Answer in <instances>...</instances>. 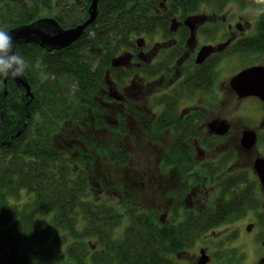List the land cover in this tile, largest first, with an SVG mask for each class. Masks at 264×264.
Instances as JSON below:
<instances>
[{"label":"trees","instance_id":"trees-1","mask_svg":"<svg viewBox=\"0 0 264 264\" xmlns=\"http://www.w3.org/2000/svg\"><path fill=\"white\" fill-rule=\"evenodd\" d=\"M203 1L222 8L233 0H100L96 20L71 45L54 50L34 42L18 46L17 53L30 64L25 75L32 85L33 97L12 78L8 79L7 93L4 86L0 87V213L5 214L0 216V222H12L11 229L17 237L13 239L10 257L0 256L1 264H35V256L38 264H53L55 258L64 256L74 264H90L86 259L89 254L95 264H184L185 259L178 253L187 247L188 239L195 241L202 228L201 220L194 216L196 212H186L189 219L180 226L185 225L187 230L177 229L186 230L188 238L183 239L178 233L172 234L176 231L172 227L163 226L154 215L145 214L137 206L122 209L95 198L90 194L87 167V160L93 155H81L83 166L80 156L69 155L67 150L72 146L67 143H75L82 131L79 127L68 132L67 126L75 122L85 124V114L91 110L97 129H105L109 79L121 82L129 73L113 65L115 56L134 42V34L168 27L172 16L168 17L180 13L179 9L184 16L205 14L200 10ZM237 1L242 6L249 5L251 0ZM79 2L78 9H74L72 0H1L0 26L8 29L45 15L57 18L65 27L77 25L88 18L91 0ZM252 2L264 4L259 0ZM163 7L167 10L159 14L157 9ZM256 24L255 34L240 41L244 45L238 52L264 51V14ZM101 94L105 100L100 98ZM113 127L125 131L120 121ZM18 131L19 135L9 143ZM74 131L76 136H72ZM84 139L87 144L92 143L88 136ZM59 141L65 142L62 149L54 146ZM113 142L100 144L101 150L123 160L127 151L124 148L117 152L112 148ZM24 187L27 200L20 206L11 204L9 196L17 195ZM45 213L53 214L45 233L52 231L54 225L62 232L35 243L44 231L39 221ZM130 215L134 217L126 228L127 242L119 244L118 249L101 247L109 241L113 228ZM231 217L229 210L225 218ZM87 238L99 243L91 242L89 246ZM59 239L64 243L61 248L55 243Z\"/></svg>","mask_w":264,"mask_h":264},{"label":"rangeland","instance_id":"rangeland-1","mask_svg":"<svg viewBox=\"0 0 264 264\" xmlns=\"http://www.w3.org/2000/svg\"><path fill=\"white\" fill-rule=\"evenodd\" d=\"M72 1L74 9H78V5L80 4L79 0ZM239 2L240 1L237 2V0H233L231 2L229 1L228 3H226L227 5L225 4L222 8L220 7V5L216 7V5H214L213 3L208 4L207 1H203V3H200V10L205 13L203 15L206 19H204V21H201L198 26H203L206 23V26L203 27L202 30V32L206 34V36L202 33L201 37L196 36V53L198 49L203 46L202 44L204 43V41H207V38L208 40H214V34L215 32H218V25L221 24V27L223 28V34H225L224 29L226 30L227 23L231 22V20L233 21V23H237V20L240 19L239 16H242V19H251V22H253L254 25L255 22L257 23V21L260 20L262 14H264V4L253 3L251 0L249 5L243 3V5L241 6ZM216 9H220L219 20L214 19L216 15L214 16L213 14L215 13ZM12 12L13 9H10L11 14ZM178 12L180 13L171 14L168 19L171 18V16L176 15L179 16L180 19L184 22V18L186 16H184L183 10L179 9ZM232 29L235 32L234 34H238L241 32L235 27ZM156 32V30L147 32V38L159 39L161 35H155ZM138 36L139 33L134 34V42H136ZM223 38H225V36ZM152 44L154 45V40ZM243 45V43L237 42L233 47H224V60L222 63L220 62L218 71V76L220 78L219 87L224 83H228L229 78L232 76V74L238 72V70L241 68V65L243 66L245 64H250L262 59L261 56L258 57V55L256 53H253V51L250 49L246 50V52H242L243 50L238 52V50H240ZM127 49H131V47L128 46L126 48H123L118 54ZM178 50L179 47H177L173 51L171 49H168L166 53L167 57L170 53L171 57L174 54L179 55L180 52ZM150 51L151 50H149L148 52ZM167 57L165 58V61ZM161 58L162 56H157L156 54L154 57H152L151 63L148 62V64H144V69L140 72L141 76H146L144 78L143 84L142 81H139V84L130 83L126 86V92L130 94H126L128 98L125 103L120 102V99H114L113 102H110L112 105L109 106L108 109H106L104 112L106 119L105 129L104 127L102 128L103 130L97 129L98 127L96 126V119L91 110H89L85 114V124H82L81 126L80 122L69 124L67 126L68 132L81 127L82 133L81 137H79L77 140H74L75 143H73L72 141H69L67 143L68 145L72 146L67 150V152L69 153V155L76 154L78 157L80 156L82 166L84 164L81 155H93L92 158H90L89 155V158L91 160H87V167L89 170V182L91 184L89 188L90 194L95 198L111 202L113 205L119 206L122 209H127V207L129 206H137L141 209V211H144L145 214L147 212L148 215H154L155 219L158 222H162L163 226L166 225L176 230L172 233L175 234V236H177L178 233V235H180L183 239H187L188 237L186 236V226H180V224L182 223V221H184V219H186L185 205H190L189 194L196 190L192 195V197H194L192 203L198 198H201L203 194L201 190L196 188L199 183L203 182V180L201 179L202 171H200V168L204 167L203 162L205 154L206 156L215 157L214 153L225 151V149H227L226 146H230L232 141L229 140L230 138L225 137L224 140H221V143L220 140H218V145L215 141L214 142L216 144L211 141L207 142L210 143V145L212 144L213 147L205 144V142L203 141L200 142L199 145L195 143V145H197L195 146L193 140L195 138H191L192 142L188 141L174 143L171 140H160L158 142H155L153 141V139H150V134H138L139 132L135 127V125L137 124H135V121L137 119L134 115L129 117L130 115L126 116V114L124 113L123 116H119V114H122V111L125 109L130 111H136L139 108L141 109L145 103H148L149 94L157 92V87H162L161 80H158L162 77L163 74V71L159 70L161 68L160 66L163 65L161 62H159V59ZM116 67L118 66L116 65ZM128 70H130L131 72L133 71V69ZM153 73H155L156 75L153 76ZM165 75L169 77L168 79L175 78V80H178L177 74L174 75L170 73V75ZM132 77L135 78V76L133 75ZM180 86H184V96L186 98V101L189 104H192L190 106V109H193L192 112H195L194 108L201 107V117H203L202 119H205L206 122L211 121L213 118H226L229 122H232L235 135L240 132L241 127L245 122L252 120L251 115L256 112L252 109V107H260V103L258 101H253V99L251 98L244 101H239L237 100V95L227 93L228 91L221 90L220 88L218 94L213 92L202 94L200 92L194 91L193 87L196 85H189V83L187 82L184 84L183 81H177L175 84V88L178 90L181 88ZM172 88L174 87L172 86ZM203 89L206 90L205 88ZM143 93H146V95ZM102 96L103 94L100 95V98L102 100H105ZM155 97L156 96L154 95V100ZM157 98L158 100L163 99V93L159 97L157 96ZM116 119L120 121L123 128H125V131H123L122 128H120L121 130H115L116 128L113 127V125L115 124L116 121L114 120ZM126 119L129 120V123L131 121L132 127L129 126ZM148 120L149 118H147L146 121ZM142 130L143 132H147L148 128L144 127L143 125ZM17 135H15L14 137H16ZM76 135L77 133L74 131V133H72V136ZM87 136L90 138V140L88 141L92 143H86V139H84V137L87 138ZM203 137H205V135ZM11 138L8 140L9 143H11V141L13 140ZM116 141L118 143H115ZM111 142L114 143L112 144V148H114L117 152L120 150H124L125 148V150L127 151V156L124 155V157H126H123V160L120 159L118 155L111 156L108 151L105 152L101 150L100 144L104 145V143ZM64 145V141H59L54 144L55 147L61 149L64 147ZM198 146L202 150H204L202 154H200L201 152H199L200 148H197ZM202 146L206 147L209 151H205ZM250 158L251 155H248L245 159L249 160ZM213 176L214 175H211L210 177L212 178ZM178 181H181V183L179 184ZM214 186L215 185H212L211 183L208 184V190L210 189V191H208L209 199L211 200L215 195H219V191L217 189L215 193H211V189ZM27 197L28 192L24 187L20 192L17 193V195L9 196V201L11 204H17L18 206H20L27 200ZM178 202L181 203L178 204ZM197 204L198 203H196L195 201L194 205L196 206ZM131 210H133L132 213L135 212L134 209L131 208ZM144 213H142V215ZM252 214V212H248L243 217H241L238 222H223L219 224L220 221L215 222L214 218L210 216H208L204 220H201L200 222L202 223V228L197 232L195 241H191L190 239H188L187 243L185 241L187 247H183V249H180V257L184 258L186 256V259L182 260V262L184 264H195L198 261V258L199 261L201 260V249L206 248L209 253H215V257L223 256V258L225 259L224 262L226 264H230L232 261L229 260H232L235 257H239L237 259L240 260V263L249 264L251 260L249 255L247 254L250 252V248H248L249 245L247 243L245 244L241 242V246L239 244L240 238L236 237L238 236V234H236L235 236L238 239H234L235 237L228 232L233 230L237 226V224L240 225L244 221L247 222V220L253 221L255 219V216H253ZM4 215L5 214L0 213L1 218ZM133 217L130 215L123 222L120 221V223L115 226L116 228L114 227L111 231L109 241L106 242V244H103V246L101 247H105V249L112 247L113 249H118L119 244L121 246L124 245L127 242V240L125 239V237H127L126 228L131 224L130 220ZM51 221H53V214L51 215L45 213L44 215H41L39 226L44 231L41 232V238L36 237L37 240L35 243L47 241L46 239L49 236L55 235L58 232H62V230H58L54 225L52 227V231L50 230L49 233H45L46 230L48 232V228L46 229V227L50 226L49 224ZM11 227L12 222H0V246H2V248L0 249L1 257H10L11 248L14 245L12 244L13 239L17 238L16 235H14V230H12ZM180 227L185 228L186 230L180 229V231H178L177 229ZM228 229L229 231L227 233H224ZM86 241L89 246L91 242L97 243L95 239L90 238H87ZM55 243H57L60 248L61 246H64L63 241H61L60 239L56 240ZM28 247L30 246L28 245ZM99 247L100 246L97 245V248ZM20 248L22 249V247ZM185 249H188V252H186ZM238 252L239 255H237ZM26 256L29 257L30 255L26 254ZM66 256L69 255L66 253ZM109 256L111 257V259H113L114 257L112 253H110ZM62 258L63 259L55 258L53 260V264H74V262L67 261L65 256ZM119 258L121 262L124 261V259H121L120 255ZM86 259L87 262L90 261V264H95L91 261L92 254H89ZM247 260L249 262H247ZM32 261H34L32 263L38 264V256H35ZM3 262L5 263V260ZM9 264L17 263L10 261Z\"/></svg>","mask_w":264,"mask_h":264},{"label":"flooded vegetation","instance_id":"flooded-vegetation-1","mask_svg":"<svg viewBox=\"0 0 264 264\" xmlns=\"http://www.w3.org/2000/svg\"><path fill=\"white\" fill-rule=\"evenodd\" d=\"M166 10V7L157 9L159 14ZM219 11L220 9H216L213 14L214 16L216 15L214 18L215 20H219L220 18ZM204 17L203 14H187L183 22L179 16L174 15L171 18L168 29L167 27L162 28V26L157 27L158 29H156L157 32L155 35H161L159 39H148L147 32H141L136 42L130 45L131 49L124 50L121 52L122 54L120 53L115 56V58L122 57L121 60H116L119 68L127 70L133 69V71L131 72L129 70V73L124 76L121 82L109 79V89L107 92L110 97L106 105L108 107L111 106L112 104L110 102H113L114 99H120V102L125 103L128 98L126 94H130L126 92V86L130 83L139 84V81H142L143 84L146 76H141L140 72L144 69V64H148V62L151 63L152 57L156 54L157 56H162L159 62L163 65L160 66L161 68L159 70L163 71V74L162 77L158 79L161 80L162 87H157V92L149 94L148 103H145L141 109L139 108L136 111L125 109L119 116H123L124 113L126 116L130 115L129 117L134 115L137 119L135 121V124L137 123L135 127L139 132L138 134H150V139H153L155 142L160 140H171L174 143H178L188 142L191 141V138H195L193 139L194 145L195 143L199 145L202 141L208 145H210V143L207 142L215 141L218 145V140H220L221 143V140H224L225 137L230 138L229 140H231L232 143L230 146H226L227 149H225V151L214 153L215 157L206 156L205 154L203 162L204 167L200 168L203 182L199 183L196 188L201 190L203 194L201 198L195 200L196 203H198L196 206L194 205L195 201L192 203L194 198L192 195L196 190L189 194L190 205H185L186 219L182 222L189 219L186 213L187 211L189 213L195 211L196 213L194 216L199 220H204L208 216L213 217L215 220L220 221L219 224L223 222H238L245 214L252 212V215L255 216L253 221H244L240 225L237 224L233 230L229 231L228 229L224 233L229 231L228 233L232 234L234 237L238 234L236 237L240 238L239 244L242 246L241 242H243L249 245L248 248H250V252L247 253L251 259L249 264H264V184L261 174L255 167L256 161L259 158H264V100L255 94L241 96L231 84L232 77L243 69L254 65L264 67V51L253 52L256 53L258 57L261 56L262 59L250 64L241 65L238 72H235L229 78L228 83H224L219 87L220 78L218 76V71L220 62L222 63L224 60V47H233L235 43L253 36V34H255L256 22L253 25L251 19H242V16H239L240 19L237 20V23H233L232 20L227 23L226 30L224 29L225 34H223L221 24L218 25V32H215L214 40H208L207 38V41H204L202 44L203 46L198 49L196 53V36L201 37V33L206 36V34L202 32L206 23L203 26H198L201 21L206 19ZM173 20H175L174 23ZM234 27L241 32L234 34L235 32L232 29ZM224 36L225 38H223ZM153 40L154 45L152 44ZM177 47H179L178 51L180 54L171 57L170 53L167 57V50L171 49L173 51ZM149 50L151 51L148 52ZM203 52L207 53L204 59L205 61H199V55ZM166 57L167 59L165 61ZM170 73L174 75L177 74L178 80H175V78L168 79L169 77L165 74L170 75ZM132 75L135 76V78H133ZM152 75L155 76L156 74L153 73ZM177 81H183L184 84L187 82L189 85H196L193 87L194 91L202 94L207 92L218 94L220 88L221 90L228 91L227 93L237 95V100L239 101L250 98L253 99V101H258L260 107H252V109L256 111L251 115L252 120L245 122L240 132L236 135L234 134L235 131L232 122L222 117L213 118L211 121L224 119L226 123H229L228 131L225 134H219L216 132L217 127H211L209 125L211 121L206 122L205 119H202L203 117H201L200 113L201 107L194 108L195 112H192L193 109H190L192 104H189L184 96V86H180L181 88L178 90L175 88ZM172 86L174 88H172ZM162 93L164 98L158 100L157 96L159 97ZM143 94L146 95V93ZM154 95L156 96L155 100ZM147 118H149L148 121H146ZM114 121L119 123L118 119ZM126 121L129 126L132 127L131 121L130 123L128 119H126ZM143 125L148 128L147 132H143ZM247 131H252L256 134V141L250 148H248L242 140L244 133ZM204 135L206 139L203 137ZM210 146L213 147L212 144ZM202 147L205 151H209L206 147ZM197 148L200 147L198 146ZM203 151L204 150L200 148V154H202ZM248 155H251L249 160L245 159ZM211 175L215 177L213 176L211 178ZM178 183L180 184L181 181H178ZM209 183L215 185L211 189V193H215L216 189L219 191V195H215L212 200L209 199ZM224 189H227V191L223 192ZM180 203L178 202V204ZM232 203L233 206L231 207ZM229 210H231L232 217L225 218L229 215ZM236 237L234 239H238ZM185 251L188 252V250ZM201 253L202 256L205 255L207 258V263L205 264H226L223 256L215 257V253H209L206 248H202ZM178 255L179 257L181 256L180 253H178ZM237 255H239V252ZM237 258L239 257L229 260L232 261L230 264H246L240 263V260ZM182 259H186V256ZM199 262L198 258L195 264ZM247 262L249 261L247 260Z\"/></svg>","mask_w":264,"mask_h":264},{"label":"water","instance_id":"water-1","mask_svg":"<svg viewBox=\"0 0 264 264\" xmlns=\"http://www.w3.org/2000/svg\"><path fill=\"white\" fill-rule=\"evenodd\" d=\"M99 1L100 0H91L88 18L77 25L65 27L53 16H41L31 22L6 29L13 38L15 45L14 51L17 52V48L20 44L29 42H34L46 50L61 49L71 45L82 37L86 29L96 20L99 12ZM174 22L175 20H173V23ZM206 55V52L201 53L198 60L202 61ZM121 59L122 57L115 58L113 60V65L116 66V60L119 61ZM10 78L12 77L5 79V93H7V83ZM12 79H14L19 86H24L27 90V95L33 97L32 85L26 75ZM231 84L241 96L255 94L264 100V67L254 65L243 69L232 77ZM209 125L211 127H217L216 132L219 134H225L229 129V123H226L224 119L213 120ZM19 133L20 131L14 134L11 139ZM242 140L243 143L250 148L256 141V134L252 131H247L244 133ZM255 167L261 174L264 184V158H259L255 163ZM206 261L207 258L203 255L198 264H205Z\"/></svg>","mask_w":264,"mask_h":264},{"label":"clouds","instance_id":"clouds-1","mask_svg":"<svg viewBox=\"0 0 264 264\" xmlns=\"http://www.w3.org/2000/svg\"><path fill=\"white\" fill-rule=\"evenodd\" d=\"M264 3V0H259ZM14 41L5 27L0 26V87L4 86L8 77L18 78L25 75L29 62L14 51Z\"/></svg>","mask_w":264,"mask_h":264}]
</instances>
